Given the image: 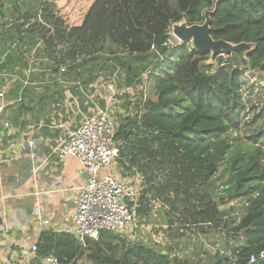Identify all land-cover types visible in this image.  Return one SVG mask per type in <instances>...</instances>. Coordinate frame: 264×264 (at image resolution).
<instances>
[{
    "label": "trees",
    "instance_id": "1",
    "mask_svg": "<svg viewBox=\"0 0 264 264\" xmlns=\"http://www.w3.org/2000/svg\"><path fill=\"white\" fill-rule=\"evenodd\" d=\"M7 3L20 12L14 36L29 40L28 51L40 42L37 54L51 61L53 72L88 90L91 85L94 93L113 75L125 88L142 90L134 106L121 100L127 110L116 120L115 135L120 172L143 178L140 218L150 219L159 207L171 239L224 236L237 260L218 252L210 264H246L264 251V104L253 101L263 98L264 86L252 81L254 75L264 80V0H94L80 24H71L53 0L24 13L20 0H0V7ZM216 5L212 37L256 45L221 55L214 68L205 66L211 51L188 39L170 41L173 23H202ZM145 83L154 96H144ZM243 131L246 145L236 142ZM221 166L228 179L216 188ZM236 199L246 205L239 218L223 208ZM171 250L111 230L83 245L73 233L50 229L37 241L34 260L41 264L53 255L71 264L84 257L94 264H190Z\"/></svg>",
    "mask_w": 264,
    "mask_h": 264
},
{
    "label": "crops",
    "instance_id": "2",
    "mask_svg": "<svg viewBox=\"0 0 264 264\" xmlns=\"http://www.w3.org/2000/svg\"><path fill=\"white\" fill-rule=\"evenodd\" d=\"M25 40L0 36V91L7 103L0 118V264H39L31 246L44 231L72 233L74 200L89 174L79 158H60L57 147L108 101L105 88L97 96L91 85L88 90L53 72L51 61L35 52L41 43L28 51ZM104 172L128 177L116 164ZM79 264L94 263L84 257Z\"/></svg>",
    "mask_w": 264,
    "mask_h": 264
},
{
    "label": "built area",
    "instance_id": "3",
    "mask_svg": "<svg viewBox=\"0 0 264 264\" xmlns=\"http://www.w3.org/2000/svg\"><path fill=\"white\" fill-rule=\"evenodd\" d=\"M172 40L170 44H172ZM65 68H62L64 71ZM102 82L107 92L116 91L117 76ZM110 96L105 106L97 105L92 113L85 116L79 126L62 139L57 147L60 158L72 155L80 159L88 172L87 180L79 187L74 200L72 233L85 245L87 239H98L105 230L117 231L123 236L135 240L140 227L137 213L138 195L143 182L140 174L127 178H118L112 172H104L113 167L119 156V147L115 142L117 121L114 111L109 107ZM7 108L5 92L0 91V118ZM31 250H37V242ZM223 255L230 256L224 250ZM237 260L236 256H232ZM264 261V251L251 254L246 264ZM23 264H34L26 259ZM42 264H71L62 262L53 255L42 259Z\"/></svg>",
    "mask_w": 264,
    "mask_h": 264
},
{
    "label": "rangeland",
    "instance_id": "4",
    "mask_svg": "<svg viewBox=\"0 0 264 264\" xmlns=\"http://www.w3.org/2000/svg\"><path fill=\"white\" fill-rule=\"evenodd\" d=\"M45 0H20V6L22 8L21 12L30 11L35 12L36 9L39 7V5ZM56 5L58 6V11L72 24H80L82 19L84 18V15L89 8L90 4L93 0H53ZM10 3H7L4 8L0 7V24L1 29L0 32H2V36H6L8 33L12 36H14L15 28L13 27L14 23L16 22L15 17L20 14L19 13H13L11 10L12 5ZM2 10V11H1ZM2 12L5 14L4 17H2ZM13 30V31H11ZM174 35V34H173ZM18 40V39H17ZM180 39H178L176 36L172 38V45L177 43ZM28 40H25L27 42ZM41 45V44H40ZM36 54L38 53L35 51ZM36 54H33L36 56ZM222 55L223 58H227V53L219 54L214 59H210L205 62V66H214L217 67V63L220 62V56ZM106 74L107 73H104ZM111 74V73H109ZM120 75V74H119ZM250 75V74H249ZM105 77V75L103 76ZM110 78V77H109ZM110 79H108V76L105 77L103 82H106ZM252 81L254 82H262L261 85L264 86V80L261 79L259 75H254L252 78ZM124 81L122 77L117 76L116 81V91L115 92H106L108 96H110V103L109 107L113 109L114 116L116 120L119 119V115L122 113H125L127 110L126 105H120L121 100H123L124 97H126L128 102H131V106H134L136 104L137 99H139L142 96V90L138 89L137 87H130L128 90H126L127 95L125 96L126 92L124 93L123 89H126L124 87ZM102 84V83H101ZM98 94L100 90H98ZM144 96H154L153 86H150L149 83H145L143 88ZM122 98V99H121ZM131 98L133 101L129 100ZM98 101V100H96ZM253 101H257L259 104H264V96L263 98L261 96H255L253 98ZM249 131V130H247ZM246 135L247 133L243 131L241 133V139L237 140L236 142L238 144H244L243 141H246ZM118 167V166H117ZM228 179V176L224 173V169L221 166L218 174L216 175L214 181H215V187L222 188V184ZM223 208H226L229 210L230 214L232 216H236L239 218L242 215H244L246 211V205L245 202L242 199H236L226 206H223ZM140 219V227L138 228L136 234H135V240L140 241L144 244H146L149 247H152L158 251L163 250V252H167L166 250L169 249V247H172L171 255L172 256H178L180 258H188L190 259V264H210L213 260V256L216 253H221L224 250L227 252L230 256L234 257V250L233 247H230L228 240L225 239L224 236L220 234H210V235H192L191 237H181L178 240L171 239L168 232L166 231V225H164L163 220V213L159 209V207H156L154 212L152 213L150 219L145 218H139Z\"/></svg>",
    "mask_w": 264,
    "mask_h": 264
},
{
    "label": "water",
    "instance_id": "5",
    "mask_svg": "<svg viewBox=\"0 0 264 264\" xmlns=\"http://www.w3.org/2000/svg\"><path fill=\"white\" fill-rule=\"evenodd\" d=\"M217 5L214 10H207L205 12V20L202 23L189 25L185 20L173 23L172 33L174 34V36H176L180 40H190L193 46L198 50L211 51L210 59H214L222 53H232L242 46L253 48L256 45L254 43L233 44L224 39L216 40L212 37L211 16L216 10Z\"/></svg>",
    "mask_w": 264,
    "mask_h": 264
}]
</instances>
